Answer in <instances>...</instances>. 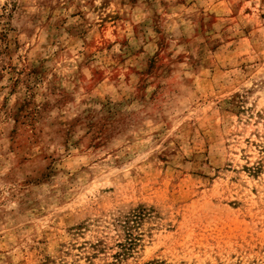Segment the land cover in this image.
Here are the masks:
<instances>
[{"label": "rangeland", "instance_id": "374dc122", "mask_svg": "<svg viewBox=\"0 0 264 264\" xmlns=\"http://www.w3.org/2000/svg\"><path fill=\"white\" fill-rule=\"evenodd\" d=\"M264 264V0H0V264Z\"/></svg>", "mask_w": 264, "mask_h": 264}, {"label": "trees", "instance_id": "16d2710c", "mask_svg": "<svg viewBox=\"0 0 264 264\" xmlns=\"http://www.w3.org/2000/svg\"><path fill=\"white\" fill-rule=\"evenodd\" d=\"M144 264H167V263L163 260L153 259L145 262Z\"/></svg>", "mask_w": 264, "mask_h": 264}]
</instances>
